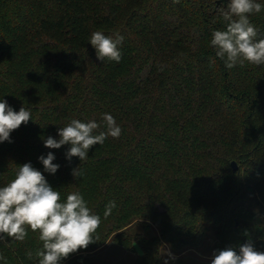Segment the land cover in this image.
Instances as JSON below:
<instances>
[{"label": "trees", "instance_id": "16d2710c", "mask_svg": "<svg viewBox=\"0 0 264 264\" xmlns=\"http://www.w3.org/2000/svg\"><path fill=\"white\" fill-rule=\"evenodd\" d=\"M228 3L0 0V100L31 113L0 143V187L30 163L62 202L78 192L101 217L94 242L60 264H113L91 255L110 240L138 245L133 264H165L163 241L206 252L210 236L218 251L251 242L264 252V65L227 69L216 56L210 42L226 30ZM250 21L264 38V10ZM95 31L123 37L119 63L97 58ZM105 113L121 135L92 146L86 160H69V144L44 146L73 119L106 132ZM49 152L54 174L39 160ZM109 201L116 207L105 218ZM26 230L23 241L0 236V264H39V233Z\"/></svg>", "mask_w": 264, "mask_h": 264}, {"label": "clouds", "instance_id": "9594fccd", "mask_svg": "<svg viewBox=\"0 0 264 264\" xmlns=\"http://www.w3.org/2000/svg\"><path fill=\"white\" fill-rule=\"evenodd\" d=\"M173 3H179V0H173ZM262 10L264 5L256 0H229L226 9L221 10L226 30L214 31L210 43L227 69L243 65L245 61L264 65V38L257 39L258 31L250 21V16ZM89 42L100 61L120 62L118 46L122 44L123 37L119 34L113 38L95 31ZM30 119L31 113L25 107L17 112L7 101L0 100V143L11 142L10 134ZM103 120L107 131L94 134L100 127L97 122L73 119L58 130L59 140L49 136L44 140V146L59 149L69 144L71 147L66 157L69 160L79 157L80 161H84L92 146L103 144L108 136L119 138L121 135V128L112 115L105 113ZM54 159L51 152L46 157H39L45 171L51 174L59 168L53 163ZM73 175H80L78 168L73 170ZM115 207V201H109L104 217L107 218ZM100 223L101 217L92 212L80 193L71 192L62 202L61 193L54 190L42 172L30 163L20 166L14 179L0 187V236L23 241L28 235L27 228L38 232L43 244L42 250L37 251L39 264H60L71 254L86 249L94 242L93 234ZM211 264H264V252L257 251L248 242L240 246L239 253L231 247L215 252Z\"/></svg>", "mask_w": 264, "mask_h": 264}, {"label": "rangeland", "instance_id": "374dc122", "mask_svg": "<svg viewBox=\"0 0 264 264\" xmlns=\"http://www.w3.org/2000/svg\"><path fill=\"white\" fill-rule=\"evenodd\" d=\"M150 227L154 235L161 237L158 222H150ZM110 241L91 254L94 256V258H97L98 262L133 264L137 255L141 254V250L137 244H133L134 250H132L116 245L113 243V240ZM209 241L214 245L215 248L209 249L206 252H202L192 247H184L181 250H176L171 247L170 244L163 241V252L160 257L162 263L167 261V264H211L213 254L218 252V247L215 246V236H210ZM171 257H174V259Z\"/></svg>", "mask_w": 264, "mask_h": 264}, {"label": "water", "instance_id": "95a60500", "mask_svg": "<svg viewBox=\"0 0 264 264\" xmlns=\"http://www.w3.org/2000/svg\"><path fill=\"white\" fill-rule=\"evenodd\" d=\"M231 166H232V168H233L234 170H237V169H238V165H237V163H236L235 161H232V162H231Z\"/></svg>", "mask_w": 264, "mask_h": 264}]
</instances>
